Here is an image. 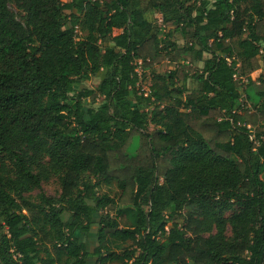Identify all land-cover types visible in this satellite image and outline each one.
I'll return each instance as SVG.
<instances>
[{
  "label": "trees",
  "instance_id": "16d2710c",
  "mask_svg": "<svg viewBox=\"0 0 264 264\" xmlns=\"http://www.w3.org/2000/svg\"><path fill=\"white\" fill-rule=\"evenodd\" d=\"M263 176L264 0H0V264H264Z\"/></svg>",
  "mask_w": 264,
  "mask_h": 264
},
{
  "label": "rangeland",
  "instance_id": "374dc122",
  "mask_svg": "<svg viewBox=\"0 0 264 264\" xmlns=\"http://www.w3.org/2000/svg\"><path fill=\"white\" fill-rule=\"evenodd\" d=\"M65 1V0H63ZM67 1V0H66ZM9 10L13 13L15 19L17 21H23V15L24 12L21 11L20 8H18L16 5L9 3L8 5ZM144 19H146L147 21H150L152 23V25L154 27L160 26L161 25V17L160 15L156 14H144L143 15ZM209 54L208 52L203 53L202 58H206L208 57ZM185 59H188L187 56L185 55ZM202 65V61H196L193 64L194 69L196 70L197 73L200 72V68ZM173 67V64L170 62H163L159 65H155V73H159L164 75V78L166 77L165 73H168V71ZM145 77H143L142 79V84H145L146 82L149 81L151 75L148 74V72H145ZM99 77L97 76H91L88 80H85L83 82V86L89 87V88H95L98 83H99ZM188 86L191 88L194 86L193 81L190 79L188 81ZM242 88L243 91H245V87L240 86ZM84 106L85 107H90V106H96L97 103H99L100 101H102V97H97V99L94 102H91L88 98H85L84 100ZM264 179V176H263ZM96 181V180H94ZM97 192L99 194L102 193H106L110 196H113L115 198H117L120 190L117 188L115 182H111V183H104L101 180L98 181V186H97ZM40 194H44L47 197H53V198H58L59 194H60V185H59V181L56 177H51L46 181H42L40 186L33 189L31 192L26 193V196H29L30 200L33 201L34 203H38L39 202V195ZM118 207H122L120 205H116V208ZM238 209V207L236 206H232L229 210H227L225 212V216H229L232 212L236 211ZM27 214L28 212L25 211ZM102 213H109V214H113L114 213V209L112 210H103L101 211ZM67 218V213H65L63 215V220H65ZM125 219L129 220L130 222H133V211L130 207L126 208V214L124 216ZM91 229L94 230L96 229V225H92ZM225 234L227 236V238H231V231L229 226H226V230H225ZM129 244L128 241L126 242H119L118 240H114V239H110L109 241V247L111 250H114L116 252H121V248L127 246ZM107 264H119V262L117 260H113V261H109Z\"/></svg>",
  "mask_w": 264,
  "mask_h": 264
},
{
  "label": "crops",
  "instance_id": "0c3cea01",
  "mask_svg": "<svg viewBox=\"0 0 264 264\" xmlns=\"http://www.w3.org/2000/svg\"><path fill=\"white\" fill-rule=\"evenodd\" d=\"M156 14V13H150V12H145L144 14ZM158 14V13H157ZM158 15H160V14H158ZM159 65V64H158ZM155 67V66H154ZM92 259H91V257H89V258H87V263L86 264H91L92 263V261H91Z\"/></svg>",
  "mask_w": 264,
  "mask_h": 264
},
{
  "label": "built area",
  "instance_id": "2783aa9c",
  "mask_svg": "<svg viewBox=\"0 0 264 264\" xmlns=\"http://www.w3.org/2000/svg\"><path fill=\"white\" fill-rule=\"evenodd\" d=\"M244 81H246V79H243ZM145 92H147V89H145ZM146 94V93H145Z\"/></svg>",
  "mask_w": 264,
  "mask_h": 264
}]
</instances>
